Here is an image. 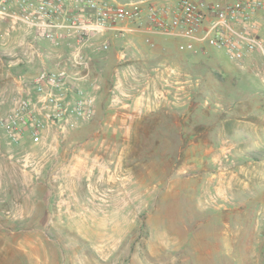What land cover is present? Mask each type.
I'll list each match as a JSON object with an SVG mask.
<instances>
[{"label":"rangeland","instance_id":"obj_1","mask_svg":"<svg viewBox=\"0 0 264 264\" xmlns=\"http://www.w3.org/2000/svg\"><path fill=\"white\" fill-rule=\"evenodd\" d=\"M147 37L135 41L139 59L132 44L112 49L107 60L115 64L120 50L123 73L98 72L111 87L128 89L162 76L167 90L155 98L165 102L140 115L133 135L93 138L98 150L87 153L88 134L99 124L70 131L69 120L51 150L20 148L28 135L12 143L20 147L7 154L14 186L0 199V264H264V81L240 72L246 62H233L224 49L179 52L162 42L175 37ZM10 59L0 53V85L31 81L39 65L14 67ZM136 65L155 70L137 73ZM128 89L118 95L124 104ZM109 93V106L119 108L113 87ZM21 95L11 96L13 109ZM26 155L28 168L21 165ZM46 159L56 167L46 169ZM76 161L87 169L72 176L76 187L69 189L59 162Z\"/></svg>","mask_w":264,"mask_h":264},{"label":"built area","instance_id":"obj_2","mask_svg":"<svg viewBox=\"0 0 264 264\" xmlns=\"http://www.w3.org/2000/svg\"><path fill=\"white\" fill-rule=\"evenodd\" d=\"M263 11L264 0H141L128 4L107 0H0V18L25 30L22 56L26 61L52 51L62 56L55 65L38 68L31 80L34 97L30 92L17 97L14 109L0 117V127L13 144L25 135L38 143L45 124L62 131L70 116L90 119L95 98L78 82L90 80L97 86L96 76L90 75L89 50H107L110 42L106 33L110 30L123 35V25L113 27L117 22L132 20L136 30L142 27L161 35H180L186 39L180 48L193 49L198 43L201 53L207 47L224 49L238 64L256 51L261 60L255 69L264 81V33L258 18ZM62 46L65 50L57 53L55 50ZM113 89L116 93L111 101L117 102L123 91L118 84ZM71 91L75 92L73 97ZM31 164L27 155L21 158L24 168ZM261 222L264 227V214ZM261 253L264 259V236Z\"/></svg>","mask_w":264,"mask_h":264},{"label":"crops","instance_id":"obj_3","mask_svg":"<svg viewBox=\"0 0 264 264\" xmlns=\"http://www.w3.org/2000/svg\"><path fill=\"white\" fill-rule=\"evenodd\" d=\"M263 12L259 13V22L262 26L261 32H264V18L262 16ZM263 18V19H261ZM141 20H143L141 18ZM134 21H124V22H117L113 25V27H119L120 25H123L124 27V33L123 35H116L114 30H110L106 33V36L111 44V48L109 50L100 51V50H89V58H90V75L94 76L93 74H98V72H108L109 68H112L113 71H117L120 69V71L123 73L124 71L121 69V53L120 50H116L114 52V57L116 58L115 64L110 63V61L107 60V57L111 55V51L114 47H120L123 48L124 44H132L134 48H136L135 51H132L131 56L139 59L141 57L140 51L138 49V46L136 45L137 42L135 41H142L143 38L145 40H149L150 38L147 37L148 35H156L158 33L156 32H148L144 30L142 27L138 30H136ZM4 28V34L6 37H0V53L4 54L5 56L10 57L9 65L10 66H16L23 64H29L35 63L36 65H46V66H53L56 64L58 60L62 59V56H58L57 54H54L55 52L52 51L48 54H45L43 57H33L32 61H26V57L22 56L23 53V46L22 43L24 42V35L25 30L21 25H11L6 19L0 18V30ZM161 35V34H158ZM166 36V35H164ZM175 37L177 40L175 42L164 40V45L169 46L168 44H174L177 51L181 52L179 49L180 46L186 42V39L183 38L180 35H168ZM163 46V45H162ZM65 50V47L62 46L60 48H57L55 51L57 53H60ZM194 50L197 52L199 51V44L195 43ZM54 52V53H53ZM251 52L245 57V66H243L242 70L240 72L245 73L247 76H253L256 72L255 66H257V62H253L256 60V58L260 55L258 52L255 53ZM137 69L134 70V72H145L149 74L150 70H153L152 68L147 67H141L136 65L135 67ZM155 70V69H154ZM153 70V71H154ZM157 74V73H156ZM184 76L187 75L186 72L183 71L182 73ZM99 75V74H98ZM100 76V75H99ZM254 77V76H253ZM98 80L95 82L97 86H94L92 84V81L90 80H82L78 82L81 88L85 90L87 94L93 95L95 98L94 101V113L91 119L85 121L79 118H76L74 116H70L69 120L71 121V126L69 129L70 131H74L77 128H79L84 122H96V125L99 124V126H96L94 130H92L87 137V153L91 151L92 147L95 145V150H98V146L96 144V140L99 137H114V136H129L133 135V126L137 119L140 118L141 114H145L147 111L152 110L154 105L158 104L160 101L165 102L162 100V98H155L156 94L158 93L159 89H162L165 85V82L162 81V76H159L158 79L149 78L146 80H140L130 82L128 85L129 89L126 88L122 82H114V85L121 86L122 89H128L131 92V98L130 102L127 104H124V98H120L121 104L116 108H111L109 105V90L112 88L109 83L104 82L103 78L100 76ZM257 79V78H256ZM258 80V79H257ZM0 88L2 90L1 97H0V113L3 115L9 114L13 109V104L11 102V96L16 93L25 94L26 92H30V95L34 97V87L30 80H28L27 77L24 78H9L3 83V86L0 85ZM164 89V88H163ZM164 90H167L166 88ZM69 95L73 97L75 95L74 91L69 92ZM161 95V94H160ZM159 95V96H160ZM162 96V95H161ZM165 96H163L164 98ZM156 99V100H155ZM101 102H103V108L101 110ZM160 102V103H161ZM125 105V106H124ZM123 108L121 109L120 107ZM133 128V129H132ZM132 130V132H131ZM165 130V128H163ZM170 131V128L168 129ZM232 131H236V128L233 127L231 129ZM43 135L46 137L45 141H40L39 143H34L31 141L30 138L24 137L20 146L13 145L7 138L4 131H0V199L6 200L12 196L11 193V187L14 186L12 183V179L10 177V161L8 159L7 154L13 150L18 149L19 147L22 149H28L32 148L34 150H37L43 152L44 150H47L49 147V150H51V143L53 140L57 137V130L56 128L45 124L44 128L42 129ZM93 138H96V140ZM55 148L54 149H60L62 148L61 145L56 144V141L54 142ZM93 150V151H95ZM45 168L46 169H53L54 164H52L51 161H48L46 159L45 161ZM65 168V174L69 181V189L76 187V184L74 181V177H72L74 174L78 175L79 171L86 170L87 169V163L83 161H76V162H59V165H64ZM56 167V166H55ZM18 186V184H15ZM42 192V190L40 191ZM41 199L43 197H40ZM40 200V199H39ZM42 219V217H41ZM41 227H43V224H40ZM42 231V230H41Z\"/></svg>","mask_w":264,"mask_h":264}]
</instances>
